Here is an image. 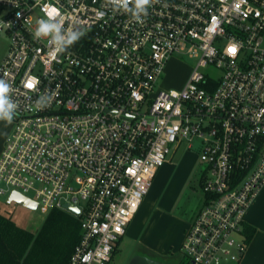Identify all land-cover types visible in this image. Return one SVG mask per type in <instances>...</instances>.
Returning <instances> with one entry per match:
<instances>
[{
    "label": "built area",
    "instance_id": "1",
    "mask_svg": "<svg viewBox=\"0 0 264 264\" xmlns=\"http://www.w3.org/2000/svg\"><path fill=\"white\" fill-rule=\"evenodd\" d=\"M53 9L65 30L84 33L56 54L33 37ZM1 42L0 79L18 107L0 195L32 193L37 208L79 219L68 264L111 261L183 144L200 148L206 198L182 250L190 264L241 259L245 215L264 185V0H152L140 20L108 0H0ZM177 53L195 68L181 88H159Z\"/></svg>",
    "mask_w": 264,
    "mask_h": 264
},
{
    "label": "rangeland",
    "instance_id": "2",
    "mask_svg": "<svg viewBox=\"0 0 264 264\" xmlns=\"http://www.w3.org/2000/svg\"><path fill=\"white\" fill-rule=\"evenodd\" d=\"M6 47V42L0 43V63L5 55ZM196 63L197 59L190 56L189 54H175L173 59L169 61L165 72L158 83V87L165 89L181 88L184 83L188 80L193 68H195L196 66ZM212 70L214 73L218 71L215 68ZM7 127L10 128L11 134L15 127L14 121L11 124H6V122L0 121V140L3 131L7 129ZM4 147L5 144L3 146V149ZM170 158L172 159L171 161L174 166L169 168V172H166L165 175L163 174V181H157V177H159V174H156L150 190L156 188L159 185L158 183H160V188L164 187V196L167 194V196L169 195V198H172L173 195L176 194V192H179V189L176 188L177 176H180L182 174L186 176V166H188L189 169L190 166H192L189 175L187 174V178L185 179L184 185L180 188V196L173 209L176 214L183 218V223L188 224L186 229L183 231L185 238V234L188 228L190 227L191 222L194 220L199 209L204 205L206 194L201 183V178L206 167L200 159V148L197 145L194 148L189 149L186 147V144H183L177 150L172 151ZM164 165L162 167H164ZM29 196H32V193H30ZM7 197V194L0 195V213L10 218L19 227L24 228L30 232L37 233L44 225L49 213L42 207L32 209L20 205L16 202L8 203ZM127 238L128 237H124L123 240H120V242L118 243L120 246L118 245L119 248L116 251L115 257L110 264H121L120 261H123V264H127L128 260L131 258L130 256L133 255L130 250L131 247L139 244L135 243L134 241H129ZM238 238H240L239 235ZM183 241L177 249L173 251L170 249L169 254L171 255V257L168 261L169 264L190 263L189 257L182 250ZM140 246L136 247V252H142L143 248H141ZM224 264L229 263L226 262Z\"/></svg>",
    "mask_w": 264,
    "mask_h": 264
},
{
    "label": "crops",
    "instance_id": "3",
    "mask_svg": "<svg viewBox=\"0 0 264 264\" xmlns=\"http://www.w3.org/2000/svg\"><path fill=\"white\" fill-rule=\"evenodd\" d=\"M10 131V128L7 127L1 135L0 155ZM171 160L170 158L164 167L158 170L157 175L159 174V177H157V181H161L163 174L165 175L166 172H169V168L174 166ZM191 169L192 166H190V169L186 166V176L184 174L177 176L176 188L179 189V192ZM158 184L156 188L149 191L139 210L129 223L124 237H128L129 241H134L139 245L131 247L130 250L133 255L130 256L131 258L127 264H130L134 258L144 259V264H168L171 257L169 254L170 249L172 251L177 249L184 239L183 231L188 224L183 223V218L173 210L180 193L176 192L172 198H169L167 194L164 196V187L160 188L161 184ZM243 236L248 247L241 259L234 264H264V185L247 209L243 223ZM118 245L108 264L114 259L115 253L120 246ZM137 246L143 248L142 252L135 251ZM120 263L123 264L124 262L120 261Z\"/></svg>",
    "mask_w": 264,
    "mask_h": 264
},
{
    "label": "trees",
    "instance_id": "4",
    "mask_svg": "<svg viewBox=\"0 0 264 264\" xmlns=\"http://www.w3.org/2000/svg\"><path fill=\"white\" fill-rule=\"evenodd\" d=\"M80 237L79 219L63 209H53L37 233L0 213V264H68Z\"/></svg>",
    "mask_w": 264,
    "mask_h": 264
},
{
    "label": "clouds",
    "instance_id": "5",
    "mask_svg": "<svg viewBox=\"0 0 264 264\" xmlns=\"http://www.w3.org/2000/svg\"><path fill=\"white\" fill-rule=\"evenodd\" d=\"M108 3L117 10L130 12L135 19L140 20L142 16L148 14V7L151 5L152 0H108ZM130 4L132 7H129ZM17 15L19 16V13ZM59 15L56 9L48 12L46 18L37 20L33 31V37L36 39L49 38V44L54 45L53 54L63 52L84 35L82 31H74L71 28L65 30L63 19H57ZM11 92V85L6 80L0 79V121H4L6 124L13 122L18 107L16 102L11 99ZM42 98L43 96L37 100V108L46 106L40 104Z\"/></svg>",
    "mask_w": 264,
    "mask_h": 264
},
{
    "label": "water",
    "instance_id": "6",
    "mask_svg": "<svg viewBox=\"0 0 264 264\" xmlns=\"http://www.w3.org/2000/svg\"><path fill=\"white\" fill-rule=\"evenodd\" d=\"M7 202L11 203V202H16L20 205L26 206L28 208H32V209H36L38 206V202L32 198L29 195H26L18 190H14L12 192L9 193L8 197H7ZM65 208L70 209L73 213H79L80 209L77 205L75 206H71L69 204L65 205ZM144 259H137L134 258L130 264H144Z\"/></svg>",
    "mask_w": 264,
    "mask_h": 264
},
{
    "label": "snow or ice",
    "instance_id": "7",
    "mask_svg": "<svg viewBox=\"0 0 264 264\" xmlns=\"http://www.w3.org/2000/svg\"><path fill=\"white\" fill-rule=\"evenodd\" d=\"M229 51L234 52L235 49H229ZM28 86L31 87V84H29Z\"/></svg>",
    "mask_w": 264,
    "mask_h": 264
},
{
    "label": "flooded vegetation",
    "instance_id": "8",
    "mask_svg": "<svg viewBox=\"0 0 264 264\" xmlns=\"http://www.w3.org/2000/svg\"><path fill=\"white\" fill-rule=\"evenodd\" d=\"M164 264V263H163ZM169 264V263H168Z\"/></svg>",
    "mask_w": 264,
    "mask_h": 264
}]
</instances>
